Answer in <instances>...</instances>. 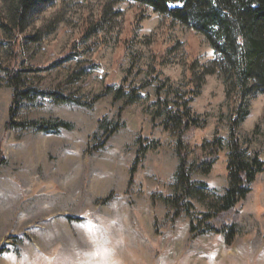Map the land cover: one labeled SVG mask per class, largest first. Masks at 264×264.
Wrapping results in <instances>:
<instances>
[{
	"label": "rangeland",
	"instance_id": "374dc122",
	"mask_svg": "<svg viewBox=\"0 0 264 264\" xmlns=\"http://www.w3.org/2000/svg\"><path fill=\"white\" fill-rule=\"evenodd\" d=\"M2 7L0 0V13ZM34 15L16 38L0 30V264H264V169L236 206L230 248L221 234L192 237L188 216L171 222L174 211L162 201L174 194L179 160L178 138L153 116L158 97L173 96L157 91L168 81L181 95L192 74L210 66L215 55L203 37L125 0H47ZM55 15L60 21L47 33ZM14 66L27 97L10 117L6 71ZM120 87L125 95L115 99ZM198 92L189 104L196 126L181 142L196 163L199 145L222 139L210 172L191 175L216 197L227 187L234 101L217 74L207 75ZM130 94L135 101L124 106ZM248 106L237 134L264 162V93ZM102 119L107 130L98 127ZM41 120L72 127L16 126ZM140 143L154 148L137 160Z\"/></svg>",
	"mask_w": 264,
	"mask_h": 264
},
{
	"label": "trees",
	"instance_id": "16d2710c",
	"mask_svg": "<svg viewBox=\"0 0 264 264\" xmlns=\"http://www.w3.org/2000/svg\"><path fill=\"white\" fill-rule=\"evenodd\" d=\"M139 3L151 8L154 13L169 19L203 37L212 48L215 59L209 67L201 66V72H194L191 87L181 95L165 81L158 88L172 99L158 97L154 117L161 118L162 130L175 135L176 154L179 165L175 174L173 196H165L162 201L174 211L171 222L181 215L189 218V231L192 237L213 232L224 237V245L230 248L238 235L236 221L237 204L246 198L251 184L264 169V162L255 154L250 156L242 148L237 129L248 116V100L251 96L264 93V0H125ZM47 0H1L3 12L0 13V30L5 36L17 37L29 25ZM182 5V6H179ZM60 19L55 15L47 33L53 30ZM19 46V42H17ZM17 67L6 71V83L12 89L10 117L13 105L17 100L27 97L22 88L24 81ZM217 74L221 79L225 96L234 101V108L229 118V135L227 138L226 175L227 187L222 195L210 197L205 192V184L191 180L193 172L207 174L218 160L222 150V139L215 136L211 141L199 145L201 158L189 163L184 153L181 138L187 130L196 126L191 116L190 102L198 95L203 79L207 75ZM194 85V86H193ZM105 94L110 93L104 91ZM132 93V91H131ZM115 99L124 97L122 87L114 91ZM129 95V94H128ZM127 98L124 102L131 103L135 98ZM129 100V101H128ZM172 103V104H170ZM172 105V106H171ZM10 125L8 122L5 128ZM18 127L36 129L42 132H57L59 129H71L72 125L63 121L41 120L16 124ZM98 127L107 130L109 124L104 119ZM118 127L109 130L112 134ZM154 146L138 144L137 160ZM135 170H131V176ZM192 200L200 203L205 210L199 211Z\"/></svg>",
	"mask_w": 264,
	"mask_h": 264
},
{
	"label": "snow or ice",
	"instance_id": "6c2138e0",
	"mask_svg": "<svg viewBox=\"0 0 264 264\" xmlns=\"http://www.w3.org/2000/svg\"><path fill=\"white\" fill-rule=\"evenodd\" d=\"M179 6H182V5H179Z\"/></svg>",
	"mask_w": 264,
	"mask_h": 264
}]
</instances>
